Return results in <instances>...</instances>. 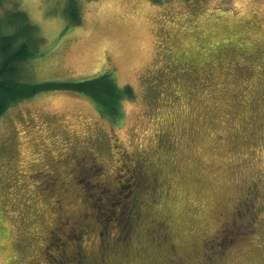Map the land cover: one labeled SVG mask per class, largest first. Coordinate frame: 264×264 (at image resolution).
<instances>
[{"label": "rangeland", "instance_id": "374dc122", "mask_svg": "<svg viewBox=\"0 0 264 264\" xmlns=\"http://www.w3.org/2000/svg\"><path fill=\"white\" fill-rule=\"evenodd\" d=\"M14 10L23 78L60 86L0 115V264H264V0H0V30ZM100 75L114 115L72 86Z\"/></svg>", "mask_w": 264, "mask_h": 264}, {"label": "trees", "instance_id": "16d2710c", "mask_svg": "<svg viewBox=\"0 0 264 264\" xmlns=\"http://www.w3.org/2000/svg\"><path fill=\"white\" fill-rule=\"evenodd\" d=\"M12 15L17 17L14 21L11 17L7 18L3 24L8 28L0 30V115L11 104L27 98L40 90L60 86L57 82H32L25 80L21 74L22 64L29 59L40 54L38 50V38L34 33V26L26 18L25 13L21 10H14ZM77 16L73 17V21L77 20ZM3 28V27H2ZM94 79V81H93ZM103 76L93 77L88 84L72 85L81 91L93 92L95 102L99 112L114 115L117 113V100L120 95L128 93V88L117 89L109 80L103 79ZM90 81V80H88ZM68 84L69 83H63ZM106 84L108 86L107 93L110 98L101 95L99 86Z\"/></svg>", "mask_w": 264, "mask_h": 264}, {"label": "flooded vegetation", "instance_id": "af4514ba", "mask_svg": "<svg viewBox=\"0 0 264 264\" xmlns=\"http://www.w3.org/2000/svg\"><path fill=\"white\" fill-rule=\"evenodd\" d=\"M68 162H72L75 165V167H72L71 164L67 165L69 164ZM64 165L69 166V169H68L69 174L72 176V178L74 179L77 178L76 182L81 181V180L80 181L78 180L80 176L84 178L86 176L85 174L88 175L87 172H90L88 171V169L91 171L99 170V165L95 162V160H92V158H89L87 154L79 156V157L68 155L67 158L65 159ZM40 173H42L43 177L41 176ZM35 176H37L40 182L43 183L47 188L49 187V182H50V185H53L51 184L53 183L52 181L53 176L46 175V173L45 172L43 173L42 171L36 172ZM50 179L52 180L50 181ZM51 244L55 245V242L51 241ZM50 248H51L50 244L48 245L47 248H45V252L47 253L49 262H51L52 264H63V259H65V256H64L65 252L61 251L59 252V254L57 253V256H55L54 252L49 251ZM85 256L86 255L81 250L76 249L73 255L70 258H67V261H73L75 264H88L87 260L85 259ZM100 261H101V264H103V259L102 260L100 259Z\"/></svg>", "mask_w": 264, "mask_h": 264}]
</instances>
